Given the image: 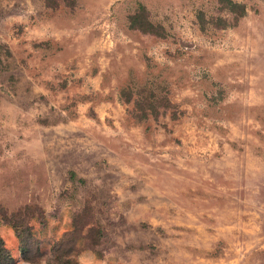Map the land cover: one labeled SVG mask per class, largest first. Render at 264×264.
Wrapping results in <instances>:
<instances>
[{
  "label": "rangeland",
  "instance_id": "rangeland-1",
  "mask_svg": "<svg viewBox=\"0 0 264 264\" xmlns=\"http://www.w3.org/2000/svg\"><path fill=\"white\" fill-rule=\"evenodd\" d=\"M234 1L242 16L0 0V236L17 264H46L85 204L99 239L77 264H264V0ZM138 4L162 35L130 26ZM25 206L35 261L3 221Z\"/></svg>",
  "mask_w": 264,
  "mask_h": 264
},
{
  "label": "trees",
  "instance_id": "trees-1",
  "mask_svg": "<svg viewBox=\"0 0 264 264\" xmlns=\"http://www.w3.org/2000/svg\"><path fill=\"white\" fill-rule=\"evenodd\" d=\"M48 0H46L47 2ZM221 7L235 13V17L242 16L245 12V6L234 0H219ZM51 4L56 0H51ZM219 26H225L226 20L218 18ZM128 21L131 27L137 28L143 32H150L153 34L162 35V28L159 24L152 22L147 16V10L143 4H138L134 11L128 16ZM143 102V101H142ZM165 104V105H164ZM162 106H167L164 103ZM148 107L154 108L152 103ZM156 113L155 109H153ZM29 216V206L8 215H3V221L9 223L18 237L19 250L22 257L29 261H35L37 257L42 256L44 253L39 247V241L34 239L28 240L32 237V233L24 222ZM90 206L85 204L80 210L72 215V227L63 232L51 245V251L44 255L46 264H77L78 254L88 248H93L98 242L92 245L89 235L95 231V227L87 228L83 232L85 225H89L92 221ZM91 220V221H90ZM24 224V225H23ZM97 238L99 239V232L96 229ZM95 233V232H94ZM93 234V233H92ZM0 264H17L10 251L4 245L0 236Z\"/></svg>",
  "mask_w": 264,
  "mask_h": 264
}]
</instances>
